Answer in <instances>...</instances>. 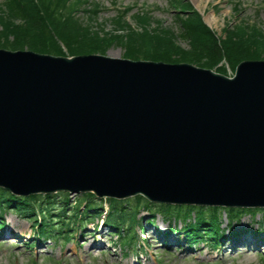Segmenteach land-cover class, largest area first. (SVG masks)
<instances>
[{
  "label": "water",
  "instance_id": "95a60500",
  "mask_svg": "<svg viewBox=\"0 0 264 264\" xmlns=\"http://www.w3.org/2000/svg\"><path fill=\"white\" fill-rule=\"evenodd\" d=\"M0 186L264 207V61L0 50Z\"/></svg>",
  "mask_w": 264,
  "mask_h": 264
},
{
  "label": "trees",
  "instance_id": "16d2710c",
  "mask_svg": "<svg viewBox=\"0 0 264 264\" xmlns=\"http://www.w3.org/2000/svg\"><path fill=\"white\" fill-rule=\"evenodd\" d=\"M35 1L9 0L6 5L0 6V48L28 49L36 53L53 55L104 54L103 43L106 40L102 39L103 37H100L96 31L79 25L71 11L65 16L60 13L64 9L63 6L66 7V0H39L40 4ZM136 22L137 28H133L123 19H117L114 32L104 33L108 44L114 41L123 44L124 57L132 60L186 62L208 69H217L226 74L225 66H220L222 61L227 62L234 70L243 60L262 59L261 55L264 53V31L261 33L264 29L242 21L240 26L227 28L225 36L221 38L206 27L198 15L194 14L181 22L184 28V33L181 31V35L188 40L190 49L167 47L168 55H152L155 47L165 49V43L177 39L176 35L167 28L159 26L152 28L151 17L148 15H137ZM0 197L2 200L0 204L4 201L6 204H13L19 212L27 215L35 212L30 200L24 198L17 200L4 191H1ZM88 198L92 200L93 196ZM33 199L36 202V198ZM142 201H144L143 198H137V204L134 207L138 208ZM120 203L122 202L112 200L108 212L109 220L114 221L115 226L122 225L121 222H124L130 213L131 218L136 220V209L132 207L129 212ZM78 207H75L77 215L82 212V210L78 211ZM92 207L94 206L88 205L86 213H90ZM234 211L230 210V213L234 214ZM42 213L44 214V211ZM218 215L217 209L213 211L211 219H207L204 212H199L197 219L187 227L189 234L196 239L203 227H206L205 231L209 236L215 237L219 232ZM42 225L41 229L46 228L48 221L43 220Z\"/></svg>",
  "mask_w": 264,
  "mask_h": 264
},
{
  "label": "rangeland",
  "instance_id": "374dc122",
  "mask_svg": "<svg viewBox=\"0 0 264 264\" xmlns=\"http://www.w3.org/2000/svg\"><path fill=\"white\" fill-rule=\"evenodd\" d=\"M3 1L5 0H0V2ZM85 1L80 6V11L76 16L73 15L74 19L77 20L79 25L96 31L100 37H103L102 39L106 40L103 43L105 49L104 55L123 58L125 53L124 45L115 41L108 44L104 34L105 32L108 34L113 33L116 28V26L111 24V19L117 14L116 10L114 11L112 9V0ZM95 1L102 5V11L97 14V18L91 12L86 11L93 9ZM187 1L192 4L195 10L201 13L204 21L219 35H221L227 26L231 28H234L235 25L240 26L241 20H244V22L255 20L257 24L263 25L261 28H264V0H240L241 5L238 11L234 10V5L231 0ZM115 2L118 4V7L132 6L135 3V8L129 16L130 22H132L131 16L144 7L145 9L152 10L154 14L153 18L160 20L164 27L177 28L176 12L171 8V0H115ZM63 8L68 11L66 7L63 6ZM101 22L104 24L99 26ZM151 26L156 27L154 24ZM174 33L177 39L165 43V49L155 47L156 49L152 52V55H168L167 47H177L183 50L190 49V45L182 40L177 32ZM143 50L146 51L147 49L143 48ZM261 58L264 59V53L261 55ZM221 64L226 65L228 63L222 61ZM58 201L59 199L57 198L56 202ZM143 214L146 213L142 210L141 215ZM225 215L223 214L221 217L222 229L226 228L228 222ZM4 217H6V223L10 225V229L14 231L13 233H16V235L21 234L22 238L3 240L0 237V264H32V260H36L37 264H135L136 261L139 264H264V247L260 251H248L242 254L233 252L231 246L219 247V251H211V247L213 246L211 243L208 244L209 242L206 243L209 245L208 248L206 244L199 245L194 247L195 250L191 253L190 251L181 252L178 249L162 247L158 243V239L154 237L155 235L151 233L150 227L147 226L148 221L153 219L151 217H146L144 222L147 226V231H144L142 235L138 233L139 238L143 240L144 244L146 243L145 246L139 247L138 251L124 247L120 243V239L114 237L115 233H109L107 232L108 230L105 231L104 235L102 232V235L106 240H112V245L115 246V250H109L106 247L99 250L92 246L94 241L89 236L90 233H93L90 231L92 228L88 229L90 231L89 235L85 234L84 237L80 236L79 231H74V239L70 243H64L61 240L56 241L55 239L51 241L43 239L35 245L34 242L38 241L39 236L35 231L36 219L27 220L21 214L13 212L12 210L8 211ZM241 218L245 221V226L244 223H241V226L245 227V229L252 231L250 227H254L253 224H255L256 229V223L259 222L261 223L260 228L264 230V211L256 212L252 215L245 214L244 216H240ZM153 223L160 226V228H168L170 225L174 229V219H166L159 212ZM177 225L176 230L179 231L180 223L177 222ZM85 231L87 232V230ZM132 236V232L127 233L125 235V241L130 242Z\"/></svg>",
  "mask_w": 264,
  "mask_h": 264
},
{
  "label": "bare ground",
  "instance_id": "6f19581e",
  "mask_svg": "<svg viewBox=\"0 0 264 264\" xmlns=\"http://www.w3.org/2000/svg\"><path fill=\"white\" fill-rule=\"evenodd\" d=\"M238 229H239V236H240L241 240L236 241V243L234 244V248H235L236 253H238V252L241 254L247 253L248 248H250V247L258 248V247L262 246L260 240L253 239V237H250L246 234L240 233L243 231L244 228H241L239 226ZM162 241H163V238H161L160 242H162ZM170 245L174 246V247H179L175 244V242H171Z\"/></svg>",
  "mask_w": 264,
  "mask_h": 264
}]
</instances>
